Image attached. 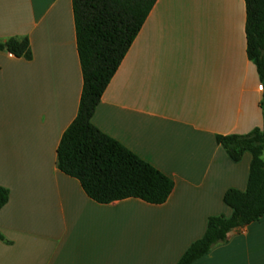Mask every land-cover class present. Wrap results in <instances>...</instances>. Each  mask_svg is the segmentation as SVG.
<instances>
[{
    "label": "crops",
    "instance_id": "crops-1",
    "mask_svg": "<svg viewBox=\"0 0 264 264\" xmlns=\"http://www.w3.org/2000/svg\"><path fill=\"white\" fill-rule=\"evenodd\" d=\"M245 25V0H157L92 122L175 186L160 204L99 203L58 167L83 89L73 0H0V40L32 50H0V264H176L231 216L224 194L246 188L252 156L233 161L217 135L264 125ZM192 264H264V216Z\"/></svg>",
    "mask_w": 264,
    "mask_h": 264
},
{
    "label": "trees",
    "instance_id": "trees-1",
    "mask_svg": "<svg viewBox=\"0 0 264 264\" xmlns=\"http://www.w3.org/2000/svg\"><path fill=\"white\" fill-rule=\"evenodd\" d=\"M156 2L73 0L83 89L78 114L57 148L58 167L79 179L87 195L99 203L139 198L160 204L169 198L175 186L171 177L92 122L103 93ZM245 3L247 55L255 64L264 88V0ZM0 50L32 58L28 37L0 40ZM261 106L264 111V91ZM217 142L235 162L245 152L251 153L247 186L244 190H226L223 200L232 208L231 216H210L204 235L187 248L176 264L194 263L214 244L226 240L231 230L264 216V125L246 134H219ZM8 198V189L0 186V209Z\"/></svg>",
    "mask_w": 264,
    "mask_h": 264
},
{
    "label": "built area",
    "instance_id": "built-area-1",
    "mask_svg": "<svg viewBox=\"0 0 264 264\" xmlns=\"http://www.w3.org/2000/svg\"><path fill=\"white\" fill-rule=\"evenodd\" d=\"M258 87H259V89H260V90H263V89H264V88H263V84H262V83H261V84H259V86H258Z\"/></svg>",
    "mask_w": 264,
    "mask_h": 264
},
{
    "label": "rangeland",
    "instance_id": "rangeland-1",
    "mask_svg": "<svg viewBox=\"0 0 264 264\" xmlns=\"http://www.w3.org/2000/svg\"><path fill=\"white\" fill-rule=\"evenodd\" d=\"M263 158H264V153H263Z\"/></svg>",
    "mask_w": 264,
    "mask_h": 264
}]
</instances>
